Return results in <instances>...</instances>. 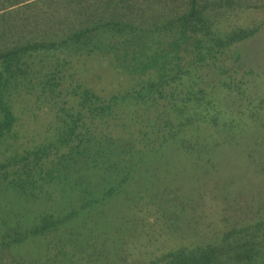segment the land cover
<instances>
[{"label":"trees","instance_id":"trees-1","mask_svg":"<svg viewBox=\"0 0 264 264\" xmlns=\"http://www.w3.org/2000/svg\"><path fill=\"white\" fill-rule=\"evenodd\" d=\"M251 11L264 13V0H0V144L14 136L20 97L48 104L55 130L0 160V264H67L70 247L97 237L106 252L111 203L134 225L154 206L175 215L181 201L183 213L210 181L237 200L233 225L147 264H264V96L227 65L264 25L240 23ZM95 55L136 87L105 95L78 82L65 93L67 67ZM227 93L246 100V119L231 115Z\"/></svg>","mask_w":264,"mask_h":264},{"label":"rangeland","instance_id":"rangeland-1","mask_svg":"<svg viewBox=\"0 0 264 264\" xmlns=\"http://www.w3.org/2000/svg\"><path fill=\"white\" fill-rule=\"evenodd\" d=\"M263 17L264 13L251 11L241 14L238 19L240 23H250ZM231 53L227 65L232 77L237 80L244 77L248 81V84L245 83L244 86L247 87L252 98L259 99L263 97L264 25L256 36L240 44L238 51ZM73 61V64L66 69L69 77L67 76L63 85L65 93L68 89L76 86L78 82H84L96 92H101L105 95L122 93L136 87L139 79L103 66L97 55L82 56L78 59L75 58ZM216 72L218 73V71L208 70V78H216ZM222 98L225 101H228V99L233 101L229 105L232 109L231 115L246 119L248 112L245 111L246 100L244 98H238V95L233 93L224 94ZM29 99L28 97H20L15 102L18 118L15 133L12 139L0 144V160L5 155L27 151L39 144L48 143L54 138V114L48 104L43 105L33 99ZM260 124L263 123L260 122ZM246 134L247 130L245 129L242 131V135ZM248 144L250 143L248 142ZM79 169L80 166H78V171ZM261 177L260 175L255 176L257 181L264 184V179ZM210 182L214 187L213 190H209L208 185H206L207 189L204 187L201 189L199 188L201 186L197 185L194 190V198H192L194 204H190L191 207L183 213L176 209L183 205L181 201L176 205V208H173V211H177L175 215H159L157 208L154 206L149 212V217L142 216L137 219L134 225L133 222H127V218L120 220L121 216L119 217V215L127 216L131 213L126 206H122L124 202L119 203L117 206L111 203L105 209V215L110 220L108 221L109 224L103 227L106 231L103 238L107 240L114 238L112 242L116 243H113L106 252L98 249V237L94 245L91 244L92 241L89 243L87 241L84 245L72 246L68 250L70 261L67 264H147L151 258L181 245L192 244L195 240L205 238H217L221 232L229 229L235 222L233 219L238 217L235 211L238 204L235 203L237 200H232L231 198H228L229 202H225L218 191L222 189V184L217 188L216 181ZM80 184L84 186V183H79L78 185ZM200 189L203 191L204 196L201 191L199 194ZM262 191H259V193ZM256 195L258 196V194ZM177 197L179 200V194ZM242 198H244V195L239 199L241 200ZM130 200L133 203L135 198L130 195L127 202ZM228 203H231V207ZM87 212L88 210H82L83 214ZM130 216H134V213ZM93 223L98 226V213L94 215ZM86 226L81 227V232L78 235H86ZM64 239L66 238L63 236L62 238H57L55 242H61ZM25 248H29L27 250H29L30 255H32V249L38 253V256L42 255L37 248H33L31 245H26L24 248L23 245L17 246L16 251L21 253V255L26 254ZM17 261L19 264H39L37 261L34 262L32 259L26 258ZM12 264L17 263L13 262Z\"/></svg>","mask_w":264,"mask_h":264}]
</instances>
